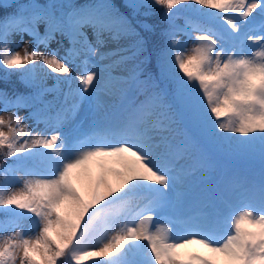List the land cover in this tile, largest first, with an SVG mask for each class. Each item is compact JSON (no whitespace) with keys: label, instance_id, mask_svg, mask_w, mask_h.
Returning <instances> with one entry per match:
<instances>
[{"label":"snow or ice","instance_id":"obj_1","mask_svg":"<svg viewBox=\"0 0 264 264\" xmlns=\"http://www.w3.org/2000/svg\"><path fill=\"white\" fill-rule=\"evenodd\" d=\"M0 157V264H264V0H0Z\"/></svg>","mask_w":264,"mask_h":264},{"label":"trees","instance_id":"obj_2","mask_svg":"<svg viewBox=\"0 0 264 264\" xmlns=\"http://www.w3.org/2000/svg\"><path fill=\"white\" fill-rule=\"evenodd\" d=\"M116 2L118 3L119 2V0H116ZM179 7V6H178ZM12 79L14 80V81H17L18 82V77H12ZM0 162H3V158L2 157H0ZM0 219H3V217L2 216H0Z\"/></svg>","mask_w":264,"mask_h":264},{"label":"rangeland","instance_id":"obj_3","mask_svg":"<svg viewBox=\"0 0 264 264\" xmlns=\"http://www.w3.org/2000/svg\"><path fill=\"white\" fill-rule=\"evenodd\" d=\"M9 2H10V0H9ZM52 47H55V45L53 44L52 45ZM41 51H43V49H41ZM5 116L7 115V113H3ZM21 115H24V112L23 111H21V113H20ZM29 124L31 125V122H29ZM93 174L95 175V169H93ZM195 247V246H194Z\"/></svg>","mask_w":264,"mask_h":264}]
</instances>
